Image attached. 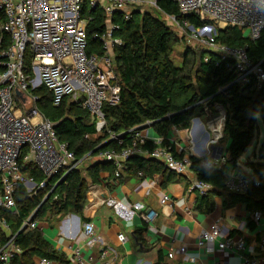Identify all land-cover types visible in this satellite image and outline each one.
Masks as SVG:
<instances>
[{
    "label": "built area",
    "instance_id": "built-area-1",
    "mask_svg": "<svg viewBox=\"0 0 264 264\" xmlns=\"http://www.w3.org/2000/svg\"><path fill=\"white\" fill-rule=\"evenodd\" d=\"M178 5L179 16L164 13L158 0H0V12L4 14L2 29L10 35V44L0 53V210H16L15 192L24 184L31 196L49 187L47 178L68 173L80 161L68 143L59 140L54 121L38 107L42 96L38 92L46 88L51 94V103L59 106L66 96L90 112L97 128L109 139L119 138L107 124L104 106L115 104L120 99L121 85L115 72V48L123 40L117 35L120 22L116 17L129 20L134 12L146 8H156L173 24L179 25L190 41L198 42L207 49L219 54L225 66L234 72V82L242 86L255 83L264 88V67L261 62H253L245 46H234L218 41L220 29L236 26L249 38L256 39L264 31V0H172ZM101 9L106 15L105 30L95 33L102 51L89 49L88 26L95 18L90 9ZM119 13V14H117ZM196 15L205 19L202 25L194 26L188 16ZM216 22L221 24L218 29ZM0 37V46L2 44ZM29 59L27 63L26 60ZM208 60V56L205 57ZM264 114V95H263ZM214 116V126L210 142L216 143L224 136L225 111ZM149 123V122H147ZM131 130L132 144L121 150L103 149L98 152L102 159L115 166V176H119L124 162L131 156L146 155L162 161L169 169L179 174L190 171L192 151L185 146H176L175 139L169 138L172 145H163V137H151L149 128ZM157 146L151 151L142 147L147 140ZM190 151V152H189ZM177 153V154H176ZM33 164L42 179L22 169L20 161ZM201 166L205 168L224 167L226 186L236 192H245L250 183L259 184L258 177L245 174L239 169L231 170L225 159H210L202 156ZM231 167V166H230ZM234 169V168H233ZM64 173V174H65ZM142 174L141 171H139ZM190 188L205 194L212 186L201 181L190 171ZM54 188H49L48 193ZM47 193V194H48ZM58 195L54 194V199ZM175 200L165 192L160 200L162 207H168ZM112 205L120 215L131 218L135 210L142 211V217L150 223L148 209L141 202L134 209L126 207L121 200L101 198L99 204ZM146 210V211H145ZM186 212L193 209L185 207ZM252 219L259 222L262 213L255 211ZM43 229L38 220L27 219L21 229ZM0 228L6 232V240L0 242V264H14L23 252L22 247L11 234L10 223L0 215ZM82 231L89 245L96 242L95 223L86 219ZM126 237L119 234V240ZM218 247L229 251L243 250L246 243L243 237L223 236L219 222L200 231L197 244L200 248L214 251ZM264 248V238L261 241ZM112 249L103 247L99 252L100 264H114ZM173 255V252L169 253ZM72 256L77 264H83L80 247L72 248ZM193 261L195 257L191 258ZM48 257H39L38 264H56ZM245 264H258L255 258L244 257Z\"/></svg>",
    "mask_w": 264,
    "mask_h": 264
},
{
    "label": "trees",
    "instance_id": "trees-1",
    "mask_svg": "<svg viewBox=\"0 0 264 264\" xmlns=\"http://www.w3.org/2000/svg\"><path fill=\"white\" fill-rule=\"evenodd\" d=\"M164 13L179 16L178 5L172 0H158ZM95 18L88 26L89 49L95 48L101 52L102 47L95 33L105 30L106 15L101 9H90ZM152 10H158L153 8ZM142 14L138 19V15ZM119 14V13H117ZM120 22L117 33L123 42L115 48V72L121 85L120 99L115 104L106 103L104 110L108 126L119 138L109 139L107 135L98 132L97 125L90 112L79 103L66 96L59 106L51 103V94L46 88L38 92L42 98L38 101L39 109L54 121L55 131L59 140L68 143L75 153L76 160L82 161L100 150H121L132 144L131 130L147 122H153L154 131L164 138L162 144L172 145L168 135L173 127L187 128L196 116L207 115L206 108L211 113L223 110L226 113L224 137L229 140L226 146L228 161L240 170L239 160L251 145L257 128L258 115L264 118L263 95L264 88H259L253 82L242 86L234 82L235 74L225 66L219 54L206 47H188L181 66L173 61L174 42L177 34L163 19L154 15L151 10H137L129 20L116 17ZM194 26L202 25L204 18L196 15L188 16ZM4 14L0 12V37L3 48L10 44V35L2 29ZM218 41L234 46H245L253 62H261L264 67V31L252 39L243 34L236 26L220 29ZM208 56V60L205 57ZM26 62H29L27 58ZM110 140L102 148L93 152L101 143ZM157 145L147 140L142 147L151 151ZM177 154V153H176ZM260 159H264L261 156ZM190 171L201 181L211 184L205 194H200L195 202V210L210 213L214 209V195L225 197L227 203H245L253 213H264V161H249L259 179V184L250 183L245 192H236L226 186V170L224 167L205 168L200 164V158L191 156ZM68 173L61 170L59 174L48 177L49 187L31 196L24 184L20 183L15 192L16 210L1 209L0 215L10 223L11 234L22 247L23 252L14 264H37L36 258L48 257L55 262L69 263L68 257L45 237L40 228L21 229L24 221L29 219L38 208L32 220H37L45 212L59 215L69 212L77 213L82 220L89 181L100 179V171L105 161L91 162L83 174L79 164ZM22 169L42 179L43 175L36 167L20 161ZM123 173L136 175L139 171L143 176L159 175V182L166 185L175 180H181L182 174L169 169L162 161L146 155H135L125 160ZM65 174L66 179L57 184ZM247 174V173H245ZM57 184V185H56ZM49 188H54L51 196L43 201ZM54 194L58 195L54 199ZM42 204V205H41ZM253 222H251L252 224ZM145 226L137 227L135 232L139 240L144 241ZM6 232L0 228V242L6 240Z\"/></svg>",
    "mask_w": 264,
    "mask_h": 264
},
{
    "label": "crops",
    "instance_id": "crops-1",
    "mask_svg": "<svg viewBox=\"0 0 264 264\" xmlns=\"http://www.w3.org/2000/svg\"><path fill=\"white\" fill-rule=\"evenodd\" d=\"M221 110L196 116L190 127H173L168 137L175 139L176 146H185L187 151H192V154L199 158L204 156L210 159H225L229 169L238 171L228 161L226 153L228 144L220 142L225 137L216 143L210 142L215 122L212 114L216 115ZM152 130H149V135L157 137L154 128ZM98 132L102 134L99 129ZM261 156L264 155L260 154L259 158ZM88 158H93L92 162L105 161L100 171V179L96 182L89 181L84 206V215L95 223L96 242L88 244L82 231L84 220L77 213L59 214L55 219L50 215L47 223L40 222L42 230L49 225H57L56 231L53 233L48 231L44 235L55 248L68 257V264H77L72 256V248L78 246L85 260L83 264H100V249L107 246L112 249L114 264H245L244 257H253L258 260V264H264V248L261 247L264 238V213L260 221L256 222L245 203H227L225 197L220 194L214 195V209L210 213H202L195 210V202L200 193L198 189L190 188V171L183 173L181 180L162 185L157 174L143 176V173L138 172L136 175L125 173L121 175L125 162L119 176L116 177L115 166L111 161L100 158L98 153ZM246 163L239 160L240 172L257 177ZM165 192L175 201L164 210L160 200ZM103 197L121 200L130 209H134L136 202H141L153 219L147 223L142 217V211L139 210H135L131 218H125L112 205L99 204ZM186 206L193 209L191 214L186 212ZM214 222H219L223 236L243 237L245 249L223 250L218 247V241L214 244V251L200 248L197 244L200 231ZM140 226L146 227L142 235L144 241L139 240L135 232ZM121 233L126 237L123 241L119 240ZM171 252L172 256L169 255ZM193 256L194 261L191 259Z\"/></svg>",
    "mask_w": 264,
    "mask_h": 264
},
{
    "label": "rangeland",
    "instance_id": "rangeland-1",
    "mask_svg": "<svg viewBox=\"0 0 264 264\" xmlns=\"http://www.w3.org/2000/svg\"><path fill=\"white\" fill-rule=\"evenodd\" d=\"M153 8H146L145 10H151L153 12L154 15L158 16L159 18L163 19L168 25L171 26V28L174 30V32L177 34L178 40H176L174 42V48H173V61L175 63V65L177 66H181L182 62H183V57L185 54V51L188 49V47H202L203 45H201L198 42H192L189 40L187 33L179 26L176 24H173L172 22H170L164 15V13H162L159 10H152ZM141 13L138 15V19L141 17ZM216 25L218 27V29H220L221 24L216 22ZM205 47V46H203ZM204 122V121H203ZM153 128H149V130H152ZM221 144H228V138H222L221 139ZM264 149V118L261 116V114L258 115L257 118V128L255 130V134H254V138L253 141L251 143V145L247 148L246 152L243 154L241 161L246 163L247 161H255V160H259V153L260 150ZM264 161V159H261ZM93 161V158H86L84 160H82L79 164L80 168H82V172L83 174H86V168L87 166ZM248 162L246 163L247 165ZM87 180H89V177L87 176ZM56 215H51L52 219H55ZM50 217V213L49 212H45L42 216H40L37 220L38 222H48V218ZM57 225L54 224L53 226H47L44 227V233H47L48 231H50L51 233H53L54 231H56L57 229Z\"/></svg>",
    "mask_w": 264,
    "mask_h": 264
},
{
    "label": "water",
    "instance_id": "water-1",
    "mask_svg": "<svg viewBox=\"0 0 264 264\" xmlns=\"http://www.w3.org/2000/svg\"><path fill=\"white\" fill-rule=\"evenodd\" d=\"M206 112H207L208 114H210V113H211L210 108H206ZM148 126H153V122L145 123V124H142V125H140V126H138V127H139V128H142V127H148ZM109 141H110V140H107V141L101 143L99 146H97V147L93 150V152H96L97 150H99L100 148H102V147H103L107 142H109ZM260 154H261V155H264V151H263V149L260 150ZM66 175H67V174H64V175L61 177V179L57 182V184H59L60 182H63V181L66 179ZM57 184H56V185H57ZM51 194H52V191L49 192V193L46 195V197L43 199L42 203H43L44 201H46L47 199H49V197L51 196ZM41 205H42V204H41ZM38 208H39V207H38ZM38 208H36V210L33 212V214L31 215V217L29 218V221H31V220L34 218L35 214H36L37 211H38ZM24 228H25V226H24L22 229H24Z\"/></svg>",
    "mask_w": 264,
    "mask_h": 264
}]
</instances>
